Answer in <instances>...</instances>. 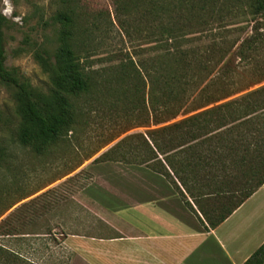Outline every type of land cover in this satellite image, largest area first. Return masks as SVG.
I'll list each match as a JSON object with an SVG mask.
<instances>
[{
	"label": "trees",
	"instance_id": "trees-1",
	"mask_svg": "<svg viewBox=\"0 0 264 264\" xmlns=\"http://www.w3.org/2000/svg\"><path fill=\"white\" fill-rule=\"evenodd\" d=\"M236 2L253 23L252 33L233 52L237 66L227 63L234 48V41L226 38L231 31L219 29L197 37H169L150 59L135 63L127 58L92 69V62L82 61V53L91 49L88 36L73 28L69 15L58 14L60 45L51 54H36L50 74L47 95L37 94L4 68L5 19L0 14V83L14 92L21 117L18 143L40 151L71 131L82 113L79 98H88L90 105L103 100L113 108L120 104L128 117H150L157 128L127 135L98 163L143 166L163 176L205 230L216 228L264 185V86L209 107L264 80L259 64L246 84L238 77L239 67L258 63L254 53L264 40V0ZM207 39L208 44H197ZM179 117L184 118L176 121ZM4 153L0 147V159ZM16 237L9 231L0 235V264H46L8 247ZM244 264H264V244Z\"/></svg>",
	"mask_w": 264,
	"mask_h": 264
},
{
	"label": "rangeland",
	"instance_id": "rangeland-1",
	"mask_svg": "<svg viewBox=\"0 0 264 264\" xmlns=\"http://www.w3.org/2000/svg\"><path fill=\"white\" fill-rule=\"evenodd\" d=\"M8 2L13 10L5 15L7 6L0 0V14L5 19L3 66L34 92L45 95L52 89L50 74L41 67L36 54H51L60 45L63 26L56 20L58 14L69 15L73 28L88 36L91 49L82 53V61L92 62V69L112 66L127 58L135 63L150 59L158 53V44L169 37H197L200 32L219 29L231 31L226 38L234 41V48L227 63L237 66L239 59L233 52L252 33L253 26L245 7L236 0ZM262 24L264 34V21ZM208 42L207 39L197 44ZM254 55L258 63L238 68L242 85L251 78L255 64L264 71V40ZM263 86L264 80L259 81L209 107ZM76 104L82 113L73 129L37 151L18 143L16 133L21 117L14 92L0 83V147L5 150L0 159V235L7 231L16 234V241L7 246L39 263L53 264L54 258L64 262L69 257L62 254L61 232L65 236L102 234L107 230L96 217L98 207L82 193L93 181V166L127 135L157 128L150 117L146 121L136 113L128 117L120 104L113 108L103 100L99 105H90L86 97L76 100ZM143 122L145 125H141ZM28 233L32 236H22ZM34 233L52 234L54 240L49 235L33 236Z\"/></svg>",
	"mask_w": 264,
	"mask_h": 264
},
{
	"label": "crops",
	"instance_id": "crops-1",
	"mask_svg": "<svg viewBox=\"0 0 264 264\" xmlns=\"http://www.w3.org/2000/svg\"><path fill=\"white\" fill-rule=\"evenodd\" d=\"M92 173L82 193L107 230L59 233L69 257L53 264H244L264 244V185L207 231L163 176L117 162L94 165Z\"/></svg>",
	"mask_w": 264,
	"mask_h": 264
},
{
	"label": "clouds",
	"instance_id": "clouds-1",
	"mask_svg": "<svg viewBox=\"0 0 264 264\" xmlns=\"http://www.w3.org/2000/svg\"><path fill=\"white\" fill-rule=\"evenodd\" d=\"M4 3L7 6L4 10V13H5V15H10L13 9H12L11 5H9L8 0H4Z\"/></svg>",
	"mask_w": 264,
	"mask_h": 264
}]
</instances>
